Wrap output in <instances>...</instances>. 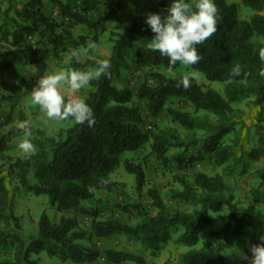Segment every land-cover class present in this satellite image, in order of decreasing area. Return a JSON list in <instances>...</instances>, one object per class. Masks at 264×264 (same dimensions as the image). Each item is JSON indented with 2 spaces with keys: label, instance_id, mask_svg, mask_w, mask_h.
Listing matches in <instances>:
<instances>
[{
  "label": "trees",
  "instance_id": "1",
  "mask_svg": "<svg viewBox=\"0 0 264 264\" xmlns=\"http://www.w3.org/2000/svg\"><path fill=\"white\" fill-rule=\"evenodd\" d=\"M170 2L157 0L148 12H162ZM53 3L59 14L57 19H51L43 10L44 0H24L20 7L11 3L4 10L3 17L10 12L13 26L4 32V39L9 37L12 46H19L28 37L36 35L53 48L60 45L76 48L84 44L85 36L74 38L75 26L92 32L93 40L107 32L108 14L103 9L102 0H53ZM215 4L219 17L217 31L197 45L201 59L187 66L201 73L209 83L223 84V94L209 86L203 88L188 74L175 78L166 77L159 71H171L182 64L178 62L169 70L167 58L157 51H140L138 42L154 35L145 24L146 13L134 15L126 25L108 31L111 43L109 74L91 81L88 84L90 90L83 98L93 109L94 125L89 127L69 119L72 126L60 129L56 138L32 140L36 148L34 153L6 160L10 181L32 195H45L50 208L62 213L58 223H51L43 212L37 223L36 236L23 239L20 218L14 214L8 201V191L0 171V250H12L10 256L0 260V264H42L39 259L32 258L41 252L48 257H57L62 263L93 264L100 260L104 264H146L140 254L112 247L99 251L84 242L92 237L106 239L116 234L126 235L145 247L150 256L156 257L171 240V231L179 228L181 232L175 242L188 248L180 256L183 264H228L222 252L236 238L246 240L244 253L251 254L249 246L264 238V213L254 201L241 208L234 201L230 184L222 175H207L193 168L191 180L185 176H173L180 189L171 190V198L191 208L185 212L167 206L158 190L147 186L140 164L123 160L126 153L135 152L149 143L151 153L167 167L166 153L170 147L185 148L197 143L198 140L185 143L173 133L168 139L150 129L143 130L140 110L131 104L134 98L144 101L147 113L156 116L169 99L183 98L194 112H206L214 118V122L204 124L207 132L199 142L201 153L210 155L216 166L234 160L229 174L242 164L233 152L238 138L231 142H226V138L235 131L233 104L246 97H252L253 104L264 103V76L260 74L264 70V61L259 56L260 50L264 49V0H239L238 4L253 11L245 20L238 17V4L225 0H215ZM253 38L262 42H253ZM19 60L20 56H15L5 67ZM29 63L39 74L45 69L38 53H31ZM129 63L146 68V74L135 90L118 88L113 82L121 71H129ZM88 64L95 66L96 62L88 61ZM235 65L241 68L238 75L231 73ZM184 76L191 77V86L187 89L178 86ZM166 111L172 122L186 129L192 130L200 123L182 109L167 108ZM47 147H50L49 161L42 164ZM2 149L0 140V151ZM248 157L256 161L258 154L251 150ZM121 164L127 173L133 175L134 190L139 197L147 188L145 196L152 209L149 213L140 202L114 204L119 213L138 217L134 225L120 222L113 215L98 219L107 208L106 200L96 198L98 191L125 195L124 185L110 179ZM34 165L37 166L33 173L35 181L30 183L28 175ZM257 178L264 183V168L257 171ZM83 202H93L94 206L83 208ZM222 207H227L228 218L219 231L213 232L216 241H206L201 248H195L199 233L212 221L209 210L218 211ZM69 211L91 218L90 230L82 228L76 217L65 215Z\"/></svg>",
  "mask_w": 264,
  "mask_h": 264
},
{
  "label": "rangeland",
  "instance_id": "2",
  "mask_svg": "<svg viewBox=\"0 0 264 264\" xmlns=\"http://www.w3.org/2000/svg\"><path fill=\"white\" fill-rule=\"evenodd\" d=\"M102 1L104 4L103 9L105 13L108 14L107 32L100 35L97 40H93L92 32H85L81 27L75 26L72 33L74 38L76 36H85V41L84 44L73 50L88 48V46L93 43L97 47L96 49H89L87 53L81 52L78 57H72L71 55L69 56L72 51L68 52L66 45H60V49H57L55 54L53 53L57 56L56 58L62 56L57 64L59 70H91L95 66L88 64V61L97 62L98 59H108L111 49L108 31L117 30L116 28L126 25L130 17L134 15L147 13L157 2V0ZM225 1L227 3L236 4L239 2V0ZM23 2L24 0H0V109L2 115V120L0 121V140L3 142V149L0 151V171L2 172L1 174L4 177L8 191V201L12 204L14 214L20 218L21 235L23 239L29 240L36 236L37 223L43 212L51 223H58L62 213L50 208L49 199L45 195H32L19 187L16 182L10 181L7 176L6 160L16 157L23 158L27 155L17 146L20 139L23 138V130L19 129L17 124L23 120H28L30 122L31 136L28 138L32 142V140L36 138H56L58 131L71 127L72 122L70 120L61 122L50 120L40 112L38 105H33L31 103L30 92L36 84L33 80L37 79L40 75L34 65L29 63L31 53L35 52L39 54L40 52L41 54H50L54 52L55 49L52 50V46L49 43L40 41L38 37L32 43H29L28 37V39L19 46H12L9 37L7 40L4 39V32H7L13 26L11 19L12 14L8 12V15L3 17L4 10L7 6L11 5V3L20 7ZM54 5L53 0H44L43 10L51 19H57L59 15ZM237 13L240 20H245L253 14V11L246 6L238 4ZM252 41L262 42L259 38H253ZM149 42L150 39L148 38L138 42V46L142 53L151 50L148 48ZM17 48H19L18 51L15 50ZM61 50H66V54ZM58 53L60 56L56 55ZM15 56H20V60L14 61L15 63L9 67H5L7 62ZM70 60L74 63L72 64ZM51 61L49 63L52 72H54V65L56 66V64ZM129 66V71H121L120 76L115 78L113 82L118 88L127 87L135 90L140 80L145 76L146 68L134 63H129ZM159 71L166 77L175 78H180L188 74L203 88L209 86L220 94H223V84L216 82L209 83L201 73L191 70L187 65H181L179 68L171 71L165 69H160ZM89 90L90 88L87 85L76 95L84 98ZM131 104L137 106L140 110L143 119V130L150 129L155 134L168 139H170L169 135L173 133L178 139L185 143L198 140L196 144L189 145L185 148L170 147L166 153L169 160L167 167L161 165L154 154L151 153L149 143L142 146L139 150L126 153L123 156V160L142 166L147 186L156 188L167 206L185 212L191 211L190 207L172 200L171 190L180 189L179 184L173 179V176H185L188 180H191L190 174L192 169L195 168L207 175H222L224 179L229 182L231 191L234 195V201L238 202L241 208L254 201L257 203L258 209L264 213V183L257 178V171L264 168V103L260 105L253 104V98L246 97L238 103L233 104V120L236 126L235 131L226 138V142H231L238 138L233 152L235 156L241 159L242 164L235 167L231 174H229L228 171L232 165L235 164L234 160H231L228 164L223 166H216L213 164L210 155L201 153L199 149V142L204 138L207 132L204 124L214 122L212 115L202 111L194 112L191 105L183 98L169 99L166 106L156 116H150L147 113L144 101L134 98ZM167 108L187 111L200 123L192 130L186 129L180 124L172 122L166 111ZM251 150H255L258 154V159L256 161L248 157ZM35 151L36 148L34 147V151L29 154ZM44 153V158L41 163L47 164L50 156V147H47ZM36 168L37 166L34 165L29 171L28 177L30 183H34L35 181L33 173ZM110 179L124 185L125 195L98 191L96 193V198L107 201L106 213L100 215L98 219H106L113 215V217L120 222L130 225H134L138 222V217L135 215L128 217L124 213H119L114 207L116 203L140 202L149 213H152L150 201L145 196L147 188L143 190L141 197H139L134 190V177L132 174L125 171L123 164L110 175ZM81 206L87 209L93 207L94 204L93 202H83ZM65 215L76 217L82 228L87 231L90 230L91 218L74 211H69ZM208 215L212 221L199 233V242L195 246L197 249L201 248L206 241H211L212 243L216 241V236L213 235V232L219 231L227 221L228 209L227 207H222L218 211L209 210ZM180 232V228L171 231V240L162 247L156 257L150 256L149 251L145 247L126 235L116 234L106 239H95L92 237L91 240H87L84 243L99 251L112 247L116 250L140 254L145 259L146 264H183L180 260V256L188 248L175 242ZM245 246V239H234L231 246L225 248L222 252L226 262L228 264H246L237 254L233 253L236 251V248L244 253ZM11 253L12 250L10 248L0 250V260L10 256ZM32 258L39 259L42 264H73L71 262L62 263L57 257H48L44 252L33 255ZM93 264L104 263L98 260ZM123 264L133 263L124 262Z\"/></svg>",
  "mask_w": 264,
  "mask_h": 264
},
{
  "label": "clouds",
  "instance_id": "3",
  "mask_svg": "<svg viewBox=\"0 0 264 264\" xmlns=\"http://www.w3.org/2000/svg\"><path fill=\"white\" fill-rule=\"evenodd\" d=\"M218 9L215 0H171L168 7L162 12H148L145 14V24L154 34L148 43V48L157 51L160 56L168 60L169 70L178 62L182 65L195 64L201 56L197 45L217 31ZM90 44L82 50H72L71 56L78 57L81 52L87 53L89 49H96ZM260 59L264 61V49L259 52ZM110 61L98 59L91 70L61 69L40 76L30 92L31 103L38 105L45 117L57 122L72 120L77 124H87L91 127L95 123L92 107L82 97L76 95L91 81L109 74ZM241 71L239 65L231 69L233 75ZM264 76V70L260 73ZM187 89L191 86V77H182L180 84ZM17 127L22 131L23 138L18 148L29 154L34 146L28 138L31 136V125L28 120L20 121ZM250 255L241 252L237 254L247 264H264V238L259 243L249 246Z\"/></svg>",
  "mask_w": 264,
  "mask_h": 264
},
{
  "label": "crops",
  "instance_id": "4",
  "mask_svg": "<svg viewBox=\"0 0 264 264\" xmlns=\"http://www.w3.org/2000/svg\"><path fill=\"white\" fill-rule=\"evenodd\" d=\"M36 38H37V36L36 35H32V36H30L29 37V43H32L33 41H35L36 40ZM28 39V38H27ZM34 47H36V46H34ZM14 49V48H13ZM53 49H55L54 50V52H52V53H44V54H41L40 52H39V56L41 57V59L43 60V62H44V65H45V69H44V71L39 75V77L40 76H43V75H46V74H49V73H52V69H51V65H50V61L51 62H53L54 64H56V66L54 65V72H56L57 70L59 71V68L57 67V64H58V62L60 61V59L62 58V56H60V54L58 53V54H56V55H58V56H60V57H58V58H56L57 56H55L54 54H55V52H57V49H60L59 48V46H58V48L56 47V48H53L52 47V50ZM74 48H68L67 49V51L69 52V51H72ZM16 51H18L19 50V48H17V49H15ZM61 51H63L65 54H66V50H61ZM54 53V54H53ZM71 54H69V56H70ZM55 56V57H54ZM68 56V55H67ZM69 56H68V58H69ZM89 59H91L90 57H88ZM71 61V60H70ZM39 77L37 78V79H34L33 80V82L34 83H36L37 82V80L39 79Z\"/></svg>",
  "mask_w": 264,
  "mask_h": 264
},
{
  "label": "built area",
  "instance_id": "5",
  "mask_svg": "<svg viewBox=\"0 0 264 264\" xmlns=\"http://www.w3.org/2000/svg\"><path fill=\"white\" fill-rule=\"evenodd\" d=\"M2 120L1 109H0V121Z\"/></svg>",
  "mask_w": 264,
  "mask_h": 264
}]
</instances>
